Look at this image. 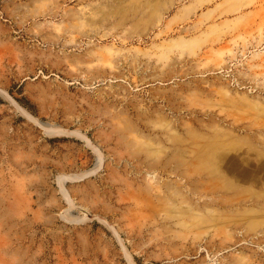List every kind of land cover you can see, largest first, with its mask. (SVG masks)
Segmentation results:
<instances>
[{
	"label": "rangeland",
	"instance_id": "1",
	"mask_svg": "<svg viewBox=\"0 0 264 264\" xmlns=\"http://www.w3.org/2000/svg\"><path fill=\"white\" fill-rule=\"evenodd\" d=\"M0 264H264V0H0Z\"/></svg>",
	"mask_w": 264,
	"mask_h": 264
},
{
	"label": "trees",
	"instance_id": "2",
	"mask_svg": "<svg viewBox=\"0 0 264 264\" xmlns=\"http://www.w3.org/2000/svg\"><path fill=\"white\" fill-rule=\"evenodd\" d=\"M19 101H20L23 105H25V107H27L29 110L31 109V106H29L28 102L25 101L23 98H20Z\"/></svg>",
	"mask_w": 264,
	"mask_h": 264
}]
</instances>
